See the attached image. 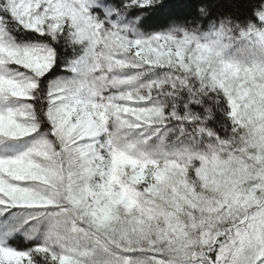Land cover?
<instances>
[{
	"label": "snow or ice",
	"instance_id": "6c2138e0",
	"mask_svg": "<svg viewBox=\"0 0 264 264\" xmlns=\"http://www.w3.org/2000/svg\"><path fill=\"white\" fill-rule=\"evenodd\" d=\"M0 264H264V0H0Z\"/></svg>",
	"mask_w": 264,
	"mask_h": 264
},
{
	"label": "trees",
	"instance_id": "16d2710c",
	"mask_svg": "<svg viewBox=\"0 0 264 264\" xmlns=\"http://www.w3.org/2000/svg\"><path fill=\"white\" fill-rule=\"evenodd\" d=\"M225 2L227 3V0H225ZM224 10L228 11V10H231V9L225 8Z\"/></svg>",
	"mask_w": 264,
	"mask_h": 264
}]
</instances>
